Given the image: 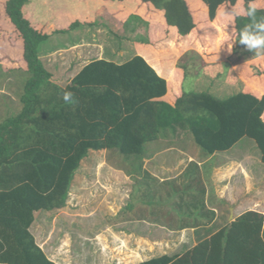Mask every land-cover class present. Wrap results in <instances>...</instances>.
Listing matches in <instances>:
<instances>
[{
	"label": "trees",
	"instance_id": "trees-1",
	"mask_svg": "<svg viewBox=\"0 0 264 264\" xmlns=\"http://www.w3.org/2000/svg\"><path fill=\"white\" fill-rule=\"evenodd\" d=\"M90 1L105 5L116 20L135 22L137 31L149 37L148 48L172 42L177 45L173 51L161 49L170 60L182 51H190L192 60L160 75L140 54L132 36L138 55L122 64L92 59L61 86L40 59L41 46L55 34L94 24L71 16L67 25H49L39 21L43 17H33L27 8L30 0H0V69L5 74H27L19 108L0 114V264H54L29 229L36 212L65 206L76 171L91 151L107 152L108 162H114L116 168L123 166L136 181L130 203L109 219L111 224L142 221L164 203L171 208L163 212L164 217L172 219L187 200L180 188L182 181L191 183V176L196 180L193 184L202 187L201 171L194 161L180 175L181 184L178 180L164 182L166 189L160 192L155 185L159 181L142 169L140 159L147 147L168 134L188 132L201 157L211 159L249 138L264 164V57L244 54L246 58L240 62L242 54L236 55L239 43L233 45L231 55L224 51L227 44L216 55L222 37L236 36L250 22L241 16L225 26L219 16L221 6L230 11L233 5L246 8L253 2L260 18L264 17V0ZM152 29L164 37H157ZM230 60L238 63L226 72L225 80L241 79L244 86L239 93L219 99L205 92L185 91L189 64L194 62L190 76L195 80L209 72V65ZM221 77L217 73L214 78ZM65 91L73 93V103L64 102ZM208 162L204 164L206 174ZM204 189L198 193L204 194ZM153 197L159 204L152 203ZM191 198L197 212L204 210L205 215L214 216L206 210L202 197ZM176 199L178 210L173 209ZM139 207L147 216L137 215ZM191 216L190 220H198ZM184 220L180 218V224ZM139 264H264V215L247 211L182 255H162Z\"/></svg>",
	"mask_w": 264,
	"mask_h": 264
},
{
	"label": "rangeland",
	"instance_id": "rangeland-1",
	"mask_svg": "<svg viewBox=\"0 0 264 264\" xmlns=\"http://www.w3.org/2000/svg\"><path fill=\"white\" fill-rule=\"evenodd\" d=\"M28 7L33 12L34 18L43 17V20L39 19V21L49 25H67L72 18L71 16L79 17L82 22L94 24V26H88L86 23V25H81V27L67 34H55L41 46L40 59L44 61L52 72V80L61 86L67 85L70 78L92 59L102 58L115 63H123L130 60L138 49L140 54L160 75H163L164 71L167 74L171 67L181 66L186 61L192 60L189 55L190 51L187 53L182 51L176 57L174 55L175 58L170 60V55L161 49L173 51L174 43L172 42H167L152 49L148 48L145 43L149 37H147L146 33L137 31L135 22L124 23L116 20L107 7L99 2L90 0H30L27 4ZM139 22L141 23V21ZM151 31L156 34L155 30L152 29ZM132 36L135 37L134 41L138 43V49H136L137 45L132 43ZM156 36L164 37V33L157 31ZM238 54H242L238 59L241 62L246 58L244 54H247V57H252L254 52L246 50L245 46L239 44L236 53L237 58ZM237 63L236 60H230L226 63L214 64V67L209 65V72L203 73L195 80L190 76L192 74L190 67L194 62L189 64L186 73L189 76L185 81V91L205 92L219 99H225L239 93L243 88V81L236 80L230 83L225 80L229 70H233ZM217 73H221L222 77L219 79L214 78ZM26 77L27 74L21 71L5 74L0 69L1 116L10 114L16 111V108H19L22 84ZM199 152L201 151L193 145L190 134L186 131H179L176 136L168 134L166 139H161L159 142L148 146L146 155L140 160L142 169L144 168L149 174L164 180L165 178L171 179V177L187 171L191 160H199ZM226 152H219L222 155L219 154V157L217 156V158H220L218 160L223 158L222 162L226 163V166L213 168V176L215 178L221 176L220 178L222 179L224 175L227 176L229 174L228 181L231 182L232 186L239 188L240 186L248 185L249 190L251 189L248 197L254 196L257 191L256 175L248 169L251 168V165H255V158L260 154L254 141L249 138H243L239 144L228 150V154H223ZM190 157L192 159H189ZM209 159L211 162V158ZM108 160L107 152L91 151L76 171L65 206L52 212L34 214L35 218L29 231L34 237L36 244L38 243L46 253L48 252L49 257L54 255L53 252H56L57 254L55 255L58 256L60 264H80L82 248L83 262L86 263L85 261L88 260V262H92L91 264L95 263L96 252L98 251H95V254L94 252L92 253L93 249L90 243H94L99 236L104 237L103 247L106 251L104 258H109L108 263L104 260V264H115L117 258L129 262L127 253L130 254L131 250L135 251V248L138 252L145 251L144 246L133 245L134 241H137L133 239L134 233L137 235L146 233L148 235L151 243L146 248V256L158 257L165 252L168 255L176 253L177 249L175 246L172 245L171 251H167L169 248L163 242L167 238H173V236H165V234L159 233L157 226L152 225L150 230L145 231L142 229V222L110 223L109 219L117 217L130 203L132 193H135L134 184L136 181L125 173L123 166L116 168L114 162H108ZM198 167L204 170L202 163H199ZM220 169L227 172H224L223 175ZM256 172L264 175V171L259 168H256ZM141 177H143L142 174H140L139 178ZM208 177L207 173L201 175V180H199L202 184L201 188L204 187L206 190L205 195L209 191ZM189 178L192 180L191 183L184 180L182 181L184 186L181 182H178L181 184L180 188H183L187 199L182 202L183 210L181 209V212L177 215L182 220L188 215L187 211L193 207V203L190 202L193 198L189 199L190 197L200 196L203 202L205 199L206 202L208 199L210 200V196L205 197L203 194L198 193L201 188L193 184L196 182L193 177L190 176ZM229 182L226 179L223 180V183L227 185ZM190 190L193 191L187 193ZM155 200L156 198L153 197L151 199L152 203ZM176 200L173 209L178 210L180 202L178 199ZM151 201L150 204H152ZM159 202L158 199L155 201L157 204ZM138 203H141V201L138 200ZM169 209L171 208H167L165 203L161 204L159 208L154 209L158 211L150 213V221L155 225L163 224L164 221L169 224L176 223L175 215L169 220L165 218L166 216H161H164L161 211L167 213ZM139 210L141 212H137V215L141 218L144 217L143 209L139 207ZM144 215L147 216V213ZM161 218L164 221H161ZM129 231H132V234L128 233ZM117 238L120 240H117ZM109 241L114 242L112 252L109 249ZM97 249L100 248L97 247ZM135 261L132 260L130 262Z\"/></svg>",
	"mask_w": 264,
	"mask_h": 264
},
{
	"label": "crops",
	"instance_id": "crops-1",
	"mask_svg": "<svg viewBox=\"0 0 264 264\" xmlns=\"http://www.w3.org/2000/svg\"><path fill=\"white\" fill-rule=\"evenodd\" d=\"M85 45H89V44H85ZM133 45H134V43H133ZM136 52L137 53L135 55H133V57L139 54L138 50H136ZM99 59H102V58H99ZM118 64H122V63H118ZM76 73H75V75H76ZM168 75H170V73H168ZM72 78H70V80ZM70 80H69V82H70ZM239 80L242 81L241 79H239ZM230 83H232V82H230ZM239 143H237V144H239ZM219 154L220 153H216L213 156V158L211 159V162H208V163H210L209 164V171H208L209 177L207 178V180L209 182V191H208V194H206V195H205L206 190L204 189V191H203L204 192L203 195L205 197L210 196L211 201L208 199V201L206 202V199H205L204 205L207 207V210L214 212L213 217L205 215L203 213V211L197 212V210L192 207L190 209H193V210L187 211L188 215H186L183 218V220L185 218H186V220H184V222L182 224H180V222H179L180 218L177 215H176V221H175L176 223H171V224L165 222L164 219L161 218L160 220L164 221V223L160 224V225L159 224L155 225L152 221H150L151 217H149L147 219L144 218V220H142V221H137V222L143 223L142 229L145 231L150 230L152 225H154V226H157L159 228V233H163V234H165V236L166 235L167 236H173V238H169V239L167 238L163 242H165L166 247L169 248L167 251H169V250L171 251V246L173 245L176 247L177 252L176 253L174 252L173 254L171 253L169 255H168V253L165 254L166 253L165 252L162 255H168V256L182 255L187 250L193 248L194 246H196L201 241L209 238L218 229L225 226L226 222L229 223V222L234 221L237 217H239L240 215H242L243 213H245L247 211H255V212H259V213L264 215V175H262L261 173L258 174L256 172V168H259L262 171H264V164L260 160V156H259L260 154L258 156H256V158H255V160H256L254 162L255 165L250 164L251 168H248L250 170V172H252L256 175L255 181H256V189H257L255 195L250 196V197H248V193L251 189L249 190L248 185L247 186L246 185L240 186L241 188L240 187L238 188L237 186H232L231 182L228 181V178L230 177V175L229 174H227V176L224 175V172L226 173L227 171H223L222 169H220L222 171L221 174H223L225 176V177L223 176V178L226 179L227 182H229L228 185L223 183L224 179L223 178L221 179L220 178L221 176H219L217 178H215L213 176V173H212L213 168H223L222 166H226V163L222 162L223 158H221L222 160H218V159H220V158H217V156L219 157ZM223 154H228V151L226 153H223ZM220 155H222V154H220ZM209 158L210 157H207L205 159V158L201 157V155H200L199 160H191L190 162H193V161L196 162L197 166H199V163H202L204 165L206 163V161L210 160ZM189 159H192V158L190 157ZM203 161H205V162H203ZM200 171L202 173L201 175L206 174L204 172L205 170L200 169ZM180 175L173 176V177H171V179L165 178L164 180L162 178L154 177L153 175H151V176H153L155 179H157L159 181L156 183L157 187H159L160 190H164V188L166 189V186L163 185L164 182H169V181H173V180H178L177 182H180V180H179ZM163 212H165V211H161V213H163ZM36 213H38V212H36ZM161 216L164 217L163 215H161ZM189 216H191L192 218L193 217L198 218V220L196 222H194L192 219L190 220ZM187 218H189V219H187ZM224 219H226V220H224ZM126 223H130V221L126 222ZM128 233L132 234V231L131 232L129 231ZM95 237H97V236H95ZM98 239H96V241L94 243L93 242L90 243L92 245V249H93L92 253L94 252V254H95V251H98V252H96L97 263L95 261V263H93V264H101L104 262V260L106 263H108L109 258L108 259L104 258V256H105L104 253H106V251L104 250V247H103L104 237L102 238L99 236ZM133 239L137 240V241H134L133 245L134 246H140V247L144 246L145 251H146V248L148 246H150L149 243H151V241H150V239L146 233H144V235H137L134 233ZM117 240H120V239L117 238ZM109 243H110L109 249H111V252H112V249L114 248V245H113L114 242L109 241ZM37 245L42 249V251L44 252L45 256L47 257V259L49 261L53 262L54 264H60L58 256L55 255V254H57L56 252H53L54 255H50V257H49L48 252L46 253L44 251V249L38 243H37ZM81 245L83 246V242L81 243ZM97 247L100 249H97ZM129 251H130V249H129ZM145 251L138 252V251H136V248H135V251L131 250L130 254L127 253L128 255L127 254L126 255L129 257L127 260H130V261L137 260V261L126 262V260H121V259L116 257L118 260L116 259L115 264H139V263L145 262L147 260H150L152 258H156V257H152V256H146ZM80 254H81L80 264H91L92 263L91 261L88 262V260L85 261L86 263L83 262V248H82V252ZM162 255H160V256H162ZM160 256H158V257H160Z\"/></svg>",
	"mask_w": 264,
	"mask_h": 264
},
{
	"label": "clouds",
	"instance_id": "clouds-1",
	"mask_svg": "<svg viewBox=\"0 0 264 264\" xmlns=\"http://www.w3.org/2000/svg\"><path fill=\"white\" fill-rule=\"evenodd\" d=\"M225 7L222 5L219 13L222 23L225 26L228 27L235 19L241 16L247 17L250 22L245 24L236 36L232 38L222 37V42L216 51L217 57L219 51L225 44H227V47L224 51L226 54L231 55L235 43L245 46V49L254 52L256 57H264V17H257V5L253 2H249L246 8L233 5L230 11H226ZM63 100L66 104L73 103V93L65 91Z\"/></svg>",
	"mask_w": 264,
	"mask_h": 264
}]
</instances>
